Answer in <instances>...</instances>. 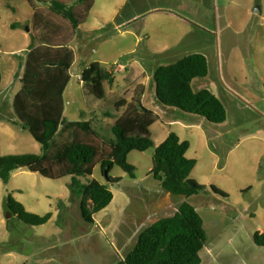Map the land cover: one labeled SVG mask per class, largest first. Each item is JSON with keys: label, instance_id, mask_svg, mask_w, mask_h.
Here are the masks:
<instances>
[{"label": "rangeland", "instance_id": "1", "mask_svg": "<svg viewBox=\"0 0 264 264\" xmlns=\"http://www.w3.org/2000/svg\"><path fill=\"white\" fill-rule=\"evenodd\" d=\"M37 1L0 0V155L42 153L15 110L28 54L35 47L42 58L64 48L75 55L63 94L69 125L60 126L52 146L80 140L107 149L105 140L112 137L117 117L138 111L144 93L150 109L163 115L165 108L175 110L156 101L153 73L160 65L197 52L207 56L209 74L196 78L194 89H211L228 111L225 123L201 118L212 135H220L211 142L213 149L227 150L248 134L264 135V0H86L73 6L83 18L87 15L79 28ZM95 61L121 70L115 85L105 84V99L93 95L82 81L84 70ZM83 120L91 123L95 134L73 125ZM171 128L162 122L152 126L156 145ZM153 152L151 148L129 154L136 179L115 165L110 176L121 180L112 183L101 163L96 164L92 178L107 185L114 198L95 215L94 224L81 216V199L69 187L71 176L51 179L24 167L12 172L8 183L0 178V264H117L133 249L144 227L172 214L184 200L167 197L153 177ZM9 192L28 211L52 212L53 217L39 226L12 218L8 227ZM229 195L221 197L209 188L186 199L197 207L207 231L201 264H264V245L255 240L257 233H264V190Z\"/></svg>", "mask_w": 264, "mask_h": 264}, {"label": "trees", "instance_id": "2", "mask_svg": "<svg viewBox=\"0 0 264 264\" xmlns=\"http://www.w3.org/2000/svg\"><path fill=\"white\" fill-rule=\"evenodd\" d=\"M38 1L48 4L53 12L65 16L75 28H79L82 20L87 17L86 13L83 18L80 12L74 10L75 5H82L86 0ZM88 8L89 4H86V12ZM74 59V52L70 48L44 58L40 57L37 47L28 54L21 79L22 91L15 97V110L22 127L41 144L42 153L0 155V178L8 183L12 172L24 167L51 179L71 176L69 187L81 199V216L86 223L94 224L95 215L109 206L114 198V193L107 185L92 178L96 164L101 163L104 175L112 183L121 180L110 176L115 165L136 179L137 168L129 162V154L133 150L144 152L154 148L153 177L171 195L182 196L184 200L172 214L144 227L133 249L117 264H201L207 231L202 215L186 199L207 192L209 188L225 198L230 195L216 185L209 187L190 176L197 161L186 156L190 142L181 141L176 132H171L166 140L156 146L150 127L160 117L154 111L140 102L138 111L132 109L117 117L111 127L112 137L105 140L107 149L102 150L90 142L80 140L59 147L52 146L60 126L69 125L64 118L63 94L71 78L70 69ZM119 72L95 61L84 70L82 81L93 95L105 99V84L115 85ZM208 74V58L199 52L185 55L174 63L160 65L153 73L156 101L184 114L204 118L210 123L226 122L228 111L222 99L211 89L197 91L193 87L196 78ZM73 125L95 134L89 121H78ZM224 164L225 159L221 158L220 167ZM5 213L8 227H11L12 218H18L27 225L39 226L53 217L52 212L39 215L28 211L11 192L6 196ZM255 240L264 245V233H257Z\"/></svg>", "mask_w": 264, "mask_h": 264}, {"label": "crops", "instance_id": "3", "mask_svg": "<svg viewBox=\"0 0 264 264\" xmlns=\"http://www.w3.org/2000/svg\"><path fill=\"white\" fill-rule=\"evenodd\" d=\"M120 67L118 68L119 70ZM203 88L204 87L201 86L196 90L198 91ZM217 96L220 97L219 95ZM144 97L145 93L141 97V102L147 107L144 102ZM147 108L150 109L149 107ZM150 110L154 111L155 114L160 117L154 124L162 122L172 127L171 131L164 136L163 141L166 140L171 132H176L181 141L190 142V147L186 152V156L197 161L190 175L192 178H195L202 184L221 187V189L229 192V194L231 192L243 193L245 190L260 194L264 190L263 134H248L239 139L227 150L221 151L216 146H214L213 149L211 145V142L220 135H212L210 132L211 127L205 120L186 114L180 116L175 110L172 111L167 108L163 110L164 115L157 111V109ZM221 158L225 159L223 167H220ZM165 193L167 197L171 195L167 192ZM191 197L193 196L189 198ZM175 209H177V207Z\"/></svg>", "mask_w": 264, "mask_h": 264}, {"label": "water", "instance_id": "4", "mask_svg": "<svg viewBox=\"0 0 264 264\" xmlns=\"http://www.w3.org/2000/svg\"><path fill=\"white\" fill-rule=\"evenodd\" d=\"M23 167V166H22Z\"/></svg>", "mask_w": 264, "mask_h": 264}]
</instances>
